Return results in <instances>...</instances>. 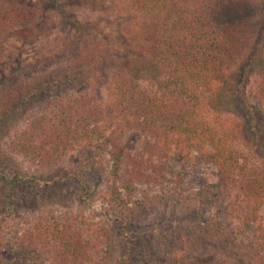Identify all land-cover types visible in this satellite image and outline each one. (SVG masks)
<instances>
[{
	"label": "trees",
	"instance_id": "16d2710c",
	"mask_svg": "<svg viewBox=\"0 0 264 264\" xmlns=\"http://www.w3.org/2000/svg\"><path fill=\"white\" fill-rule=\"evenodd\" d=\"M50 1L47 6L86 38L65 44V64L44 75L40 86L2 94L0 123L31 102L9 140L0 141L6 209L17 207L15 186L28 174L25 163L9 156L24 157L34 171L75 148L87 157L70 176L82 197L71 198L79 213L59 209L65 195H46L25 235L27 246L47 252L46 264H129L125 230L142 217L148 204L136 198L138 184H150L152 176L142 159L127 153L123 138L140 133L150 158L173 151L184 156L173 187L176 207L196 217L184 224H206L242 246L238 260L211 263L264 264V28L254 10L264 0H118L113 13L121 25V55L93 41L92 31L102 33L97 23L75 21L69 13L100 0ZM34 19L29 9L0 5V33ZM108 160L101 198L112 218L102 224L80 208L93 200L84 177ZM201 163L213 164L218 180L188 192L184 179ZM119 223L125 226L116 229Z\"/></svg>",
	"mask_w": 264,
	"mask_h": 264
},
{
	"label": "rangeland",
	"instance_id": "374dc122",
	"mask_svg": "<svg viewBox=\"0 0 264 264\" xmlns=\"http://www.w3.org/2000/svg\"><path fill=\"white\" fill-rule=\"evenodd\" d=\"M117 2L118 0H100L96 6L72 8L69 13L75 21L97 23L102 33L92 31L93 41L97 40L121 55L124 52L121 50V25L113 13V6ZM2 3L21 10L29 9L35 17L29 26L28 23L21 28L13 26L0 33V112L4 114L1 105L3 93H16L19 88L30 90L40 86L39 82L44 75L65 64V55L69 54L65 44L81 43L86 37L80 32H74L63 15L47 6L53 4L50 0H0V5ZM254 10L260 12L257 14V21L264 28V3ZM13 102L10 99L7 101L8 104ZM30 103L23 104L17 113L5 116L3 124L0 123V141L9 140L10 134L17 128L15 120L25 112H31ZM143 142L144 135L140 133L128 134L123 138L127 153L142 159L145 162L142 169L152 176L150 184H138L140 192L136 195L137 199L148 205L140 213L142 217L137 221H130L127 226L129 228L125 230L129 232L126 243L128 247H125L131 254L129 264H212L210 259L223 260L225 256L235 259L242 246L219 236L206 224L200 226V222L198 224L191 220L192 226L184 224V218L191 216L176 207L179 196L177 191H173L184 167V156L179 151H173L150 158L144 150ZM4 147L8 154L9 148ZM86 157L81 149L75 148L57 164L40 166L34 171L35 167L30 168V163L24 157L9 156L14 164L25 163L28 174L27 178L15 186L17 207L12 212L5 207L8 201L2 200L6 196V183L0 182V226L3 237L0 264L49 262L47 252L31 249L29 244L27 246L25 235L27 230L29 235L31 219L39 212V204L47 198L46 195H65L66 201L57 202L59 209L73 216L79 213V205L73 200L77 202L82 197H78L80 190L70 176L72 172L81 170ZM110 170L111 162L108 160L102 170L89 172L84 177L93 200L83 203L80 210L85 217L96 223L108 224L112 218L109 206L101 198ZM217 180V168L211 163H201L185 177L183 187L188 192H196ZM191 218L196 219L194 216ZM204 219L207 223V217ZM214 223L216 225L217 222ZM124 224L119 223L116 229L124 227Z\"/></svg>",
	"mask_w": 264,
	"mask_h": 264
}]
</instances>
